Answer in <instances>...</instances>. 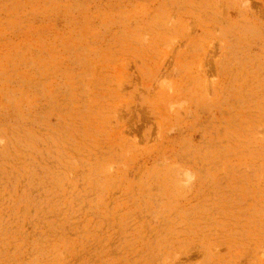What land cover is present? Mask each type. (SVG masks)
<instances>
[{
  "label": "rangeland",
  "instance_id": "rangeland-1",
  "mask_svg": "<svg viewBox=\"0 0 264 264\" xmlns=\"http://www.w3.org/2000/svg\"><path fill=\"white\" fill-rule=\"evenodd\" d=\"M0 264H264V0H0Z\"/></svg>",
  "mask_w": 264,
  "mask_h": 264
}]
</instances>
